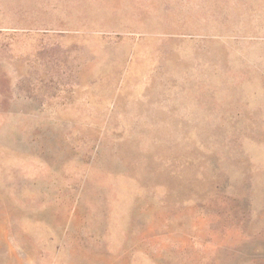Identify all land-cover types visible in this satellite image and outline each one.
I'll use <instances>...</instances> for the list:
<instances>
[{
    "label": "rangeland",
    "instance_id": "374dc122",
    "mask_svg": "<svg viewBox=\"0 0 264 264\" xmlns=\"http://www.w3.org/2000/svg\"><path fill=\"white\" fill-rule=\"evenodd\" d=\"M0 264H264V0H0Z\"/></svg>",
    "mask_w": 264,
    "mask_h": 264
}]
</instances>
